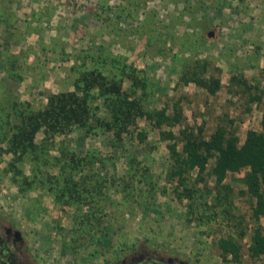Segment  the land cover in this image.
I'll return each mask as SVG.
<instances>
[{
    "label": "rangeland",
    "instance_id": "1",
    "mask_svg": "<svg viewBox=\"0 0 264 264\" xmlns=\"http://www.w3.org/2000/svg\"><path fill=\"white\" fill-rule=\"evenodd\" d=\"M44 1L52 8L42 22L18 25L30 37L13 42L25 36L11 32L14 19ZM100 1L0 0L2 7L9 3L0 9V83L3 61L15 57L14 66L25 71L14 93L41 110L31 118H48L36 119L37 127L30 118L11 122L33 140L30 158L41 156L36 148L47 150L33 166L22 151L13 153L22 150L10 144L13 130L0 134V223L18 232L38 264H237L220 257L217 242L223 238L240 247L239 264H264V257L248 254L250 237L264 219L253 217L246 170L216 184L215 155L203 173L179 174L167 150L185 133L208 140L224 128L240 146L247 131H260L264 0ZM107 16L105 27L101 20ZM145 17L157 31L152 43L139 35ZM55 41L61 50L54 55ZM106 49L125 58L126 77L109 67L108 73L93 70L91 63ZM83 62L89 74L80 78L81 91L66 73ZM97 73L110 80L112 99L90 105L86 90L105 86ZM199 78L218 80L219 89L211 95L186 83ZM116 87L127 95L115 99ZM160 109L183 114L178 126L162 127L164 137L145 115ZM75 116L81 126H67L66 118ZM166 132L175 140H163ZM119 246L122 252L115 253Z\"/></svg>",
    "mask_w": 264,
    "mask_h": 264
},
{
    "label": "trees",
    "instance_id": "2",
    "mask_svg": "<svg viewBox=\"0 0 264 264\" xmlns=\"http://www.w3.org/2000/svg\"><path fill=\"white\" fill-rule=\"evenodd\" d=\"M101 5L104 6V0L100 1ZM93 16L98 19L100 16L98 13H94ZM111 21V19L107 16L101 20L102 24L109 26V23L106 22ZM150 20L148 17H145L142 24L139 28V35L142 39V36L146 37V42L152 43L156 37V29L153 27H149ZM114 27V25L112 24ZM112 29V28H111ZM56 51L54 54H57L61 48L58 45V41H55ZM88 63V62H86ZM85 62L81 63L77 68H70L67 71V79L73 81V85L76 86L79 90H84V84L80 81L81 77H87L85 73L88 69V65ZM5 66V74L3 76L2 82L0 83V134L3 132L8 134V130H13L12 121L17 117L22 120L23 118H30L33 120L37 127L38 118L46 120L48 119L46 115H42L40 117L31 118V115L36 113L37 111H41L40 109L35 108V105L30 102H20L14 90L17 88L19 82H21V75H23L25 69L18 68L14 66L16 64V59L13 56H8L6 60L3 61ZM91 67L93 70H103L104 73L109 72V68L119 70L120 72H125L123 77H126L130 68L126 64V60L123 56L114 55L110 50L106 49L102 52L101 56L97 57V62L91 63ZM109 67V68H108ZM98 68V69H96ZM99 72V71H98ZM102 72V71H101ZM100 72V73H101ZM102 72V73H103ZM97 75L104 77L102 74ZM104 81V90L101 92H97L98 89L102 88V84L99 85V88L94 89V85L89 87L86 90V94L90 96V105H94V101L96 99H101L104 101H108L112 99L110 95V80L103 78ZM110 82V83H109ZM193 82L197 86L201 88H205L209 91V94L213 95L219 89V81H212L210 84L206 83L203 79H193L186 81ZM118 85L121 84V81H116ZM214 85L212 87L211 85ZM132 89H136L132 83ZM210 86L212 87L210 89ZM115 94L118 96L125 97L127 94L121 91V88H114ZM52 99L53 97H49ZM123 102V100H121ZM133 103L130 102V106ZM120 106V104H119ZM154 120V126L157 129L161 130V136H165V132H163L162 127H175L178 126L183 120L182 111L174 112L172 115L167 114L166 109H160L153 113L145 114ZM36 120V121H34ZM68 122L67 126L71 124H77L81 126V121L78 120L77 116L75 118H66ZM167 136L163 138V140L173 139L175 140V136L172 132H166ZM17 142L22 150L16 148L13 150V153L22 151V156L25 159H29L30 164L33 166L34 164H38L40 160H42L47 155V150H42V148H36L41 156L37 159L30 158L31 154H34V145L33 140H28L27 137H24L23 134H18L15 130H13L12 135V143ZM178 144H181V150L178 151ZM44 145H48V141L45 140ZM167 150L170 152L172 160L175 165L180 166L179 174L183 171L188 170L192 171L194 169L198 170V173L201 174L206 170L207 163L209 159L215 155L216 161L214 167L212 168V176L216 184L222 183L226 175L228 173H236L242 169H245V175L243 178V183L246 187V192L255 199V204L252 206V214L256 220L264 219V113L262 114L260 121V131L249 130L246 133L245 140L242 145H238L237 138L234 134L227 132L224 128H218L215 133H213L208 140L203 138H196L191 133H185L183 139L177 140L176 142L167 144ZM32 151V153H31ZM19 162L18 158L14 160L13 163ZM21 164H17L18 168H20ZM20 168L19 170H22ZM24 171V170H23ZM176 173V172H175ZM92 180H95V177H91ZM86 178H84L85 182ZM87 182V181H86ZM63 183H67L63 181ZM65 185V184H64ZM97 188V187H96ZM97 190L91 191V193H82V196L86 198L96 194ZM149 243V240L147 241ZM217 247L220 250V257L222 260H227L230 258V261L239 264L240 263V247L235 243L232 238H223L218 240ZM123 246H119L116 248L115 253L122 252ZM248 254L251 258L259 259L264 257V224L257 226L251 237H250V246L248 248Z\"/></svg>",
    "mask_w": 264,
    "mask_h": 264
},
{
    "label": "flooded vegetation",
    "instance_id": "3",
    "mask_svg": "<svg viewBox=\"0 0 264 264\" xmlns=\"http://www.w3.org/2000/svg\"><path fill=\"white\" fill-rule=\"evenodd\" d=\"M0 264H38L25 241L12 227L0 223ZM153 264H157L153 262Z\"/></svg>",
    "mask_w": 264,
    "mask_h": 264
},
{
    "label": "crops",
    "instance_id": "4",
    "mask_svg": "<svg viewBox=\"0 0 264 264\" xmlns=\"http://www.w3.org/2000/svg\"><path fill=\"white\" fill-rule=\"evenodd\" d=\"M50 3H51V1H44V2H35V3L29 4L28 5V8H29L28 11L29 12H27V15L22 17V19H14V22H13L14 26L11 28L12 29L11 30L12 33H16V32L20 33V31H22V33L25 34V36L22 35V36L16 37L14 40L11 38V40L13 42L22 44V42H24V40H26L27 37H30V35H28V32H29L28 30H25L24 28L23 29L18 28L17 26L18 25L27 26V25H30V24L34 25V24H38V23L42 22L41 19H40L41 15H43V13H45V10H48V9L52 8V4H50ZM7 4H9V3L4 4L3 7L1 5L0 9L3 10L4 8H6L8 6ZM14 5L17 6V7H21L19 3H16ZM11 6H13V5H11ZM0 17L2 18V17H5V16H3V14H2V16H0ZM26 34H27V36H26ZM259 44L262 45L260 42H259ZM260 53H261V51H259V54ZM259 58H260V56H259ZM260 61H259V63H260ZM259 67H260V65H259ZM259 88L264 90V81L260 77H259Z\"/></svg>",
    "mask_w": 264,
    "mask_h": 264
},
{
    "label": "water",
    "instance_id": "5",
    "mask_svg": "<svg viewBox=\"0 0 264 264\" xmlns=\"http://www.w3.org/2000/svg\"><path fill=\"white\" fill-rule=\"evenodd\" d=\"M211 35H212V33L209 34V36H211Z\"/></svg>",
    "mask_w": 264,
    "mask_h": 264
}]
</instances>
